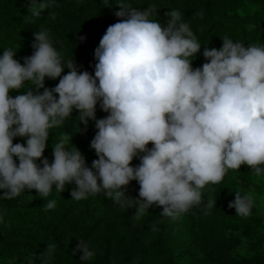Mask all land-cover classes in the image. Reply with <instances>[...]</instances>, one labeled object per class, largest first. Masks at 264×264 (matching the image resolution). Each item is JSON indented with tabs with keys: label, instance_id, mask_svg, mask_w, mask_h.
<instances>
[{
	"label": "clouds",
	"instance_id": "1",
	"mask_svg": "<svg viewBox=\"0 0 264 264\" xmlns=\"http://www.w3.org/2000/svg\"><path fill=\"white\" fill-rule=\"evenodd\" d=\"M118 3L115 16L123 19L107 27L94 49V75L65 60L46 29L33 33L34 51L23 63L14 58L17 49L0 52V196L12 200L35 189L47 197L53 185L61 191L74 182L71 197L77 201L104 192L135 208L137 219L153 204L175 218L201 205L204 187L219 183L229 169L245 164L264 177V44L245 46L225 35L219 49L204 48L206 62L193 68L190 57L201 43L179 10L166 12L161 25L151 19L155 5L139 9L126 0ZM50 4L27 0L26 7L39 17ZM65 67L69 71L61 75ZM46 77L60 79L49 88ZM21 88L28 90L9 94ZM98 102L108 113L103 118L95 115ZM74 109L85 126L93 120L97 129L89 146L98 158L91 166L63 137L51 162L43 155L49 130ZM15 137L25 141L13 143ZM134 157L140 161L135 166ZM132 180L140 185L136 198L125 194ZM252 203L250 194L235 191L228 207L247 217ZM214 204L204 205L205 214ZM55 206L49 200L45 211ZM55 247L48 244L40 254L42 264ZM77 252L85 264L95 255L84 240L72 249Z\"/></svg>",
	"mask_w": 264,
	"mask_h": 264
},
{
	"label": "trees",
	"instance_id": "2",
	"mask_svg": "<svg viewBox=\"0 0 264 264\" xmlns=\"http://www.w3.org/2000/svg\"><path fill=\"white\" fill-rule=\"evenodd\" d=\"M126 2L139 9L155 5L151 19L159 20L161 25L168 19L166 12L179 10L201 43L200 51L190 57L193 68L206 62L204 48L219 49L225 35L245 46L264 44V0ZM26 3L27 0H0V52L8 47L17 49L14 58L23 63L22 58L34 51L33 33L46 29L65 60L73 59L78 71L94 75V49L107 27L123 19L115 16L121 7L118 0H51L50 7L42 10L39 17L28 12ZM80 36L85 39L81 41ZM68 71L65 67L61 75ZM59 79L46 77L44 85L51 88ZM34 87L29 85L33 90ZM27 90H10L9 94L15 97ZM95 115H108L99 102ZM96 131L94 121L89 120L85 126L79 120V110L74 109L61 126L49 130L43 155L51 162L53 147L63 137L66 146L76 147L91 166L92 160L98 158L89 146ZM24 141V137L13 139V143ZM147 146L152 147V142ZM139 162L134 157L130 164ZM75 187L74 182L68 183L58 191L53 185L47 197L39 196L35 189L25 190L12 200L0 196V264H28L29 260L42 264L40 254L48 244L56 247L47 264H85L79 260L80 252L72 253L78 240L88 242L94 249L95 255L87 264H264V177H257L250 166L241 164L239 169H229L219 183L204 187L201 205L175 218L162 215V206L153 204L137 219L135 208L122 206L104 192L77 201L71 197ZM139 187L132 180L124 186L125 194L136 198ZM3 191L0 189V194ZM235 191L252 196L251 214L247 217L228 207ZM49 200H55L56 206L45 211ZM208 201L216 204L205 214Z\"/></svg>",
	"mask_w": 264,
	"mask_h": 264
}]
</instances>
